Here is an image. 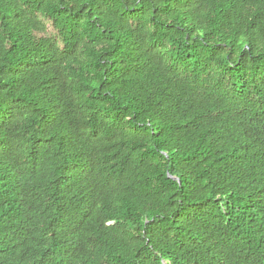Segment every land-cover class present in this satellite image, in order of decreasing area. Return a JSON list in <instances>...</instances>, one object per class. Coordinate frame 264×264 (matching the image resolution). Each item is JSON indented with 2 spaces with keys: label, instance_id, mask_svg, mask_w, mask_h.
Returning <instances> with one entry per match:
<instances>
[{
  "label": "trees",
  "instance_id": "1",
  "mask_svg": "<svg viewBox=\"0 0 264 264\" xmlns=\"http://www.w3.org/2000/svg\"><path fill=\"white\" fill-rule=\"evenodd\" d=\"M264 264V0H0V264Z\"/></svg>",
  "mask_w": 264,
  "mask_h": 264
},
{
  "label": "water",
  "instance_id": "2",
  "mask_svg": "<svg viewBox=\"0 0 264 264\" xmlns=\"http://www.w3.org/2000/svg\"><path fill=\"white\" fill-rule=\"evenodd\" d=\"M164 264H166V263H164Z\"/></svg>",
  "mask_w": 264,
  "mask_h": 264
}]
</instances>
